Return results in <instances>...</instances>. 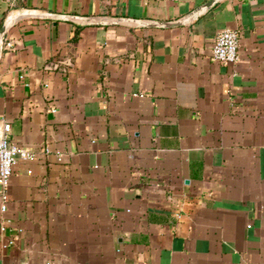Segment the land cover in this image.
Masks as SVG:
<instances>
[{"label": "crops", "instance_id": "1", "mask_svg": "<svg viewBox=\"0 0 264 264\" xmlns=\"http://www.w3.org/2000/svg\"><path fill=\"white\" fill-rule=\"evenodd\" d=\"M207 1H18L0 128L37 156L0 198V264H264V0L147 23Z\"/></svg>", "mask_w": 264, "mask_h": 264}, {"label": "built area", "instance_id": "2", "mask_svg": "<svg viewBox=\"0 0 264 264\" xmlns=\"http://www.w3.org/2000/svg\"><path fill=\"white\" fill-rule=\"evenodd\" d=\"M10 6V14L13 16V10L17 6L19 0H5ZM240 32L234 28H223L215 37L212 54L216 60L226 63H236L240 59L239 50ZM9 46H13V42H8ZM56 110V109H54ZM11 124L5 122L0 128V198L1 210L5 212L8 207L9 191L8 187L13 173L14 166L19 159H33L37 156V152L25 146L14 143L10 139ZM48 150V148H46ZM62 158L61 156L59 157ZM1 229L11 230L13 232H21L23 228L17 227L13 223L10 216H4L1 222ZM15 242V238H11L9 243Z\"/></svg>", "mask_w": 264, "mask_h": 264}, {"label": "water", "instance_id": "3", "mask_svg": "<svg viewBox=\"0 0 264 264\" xmlns=\"http://www.w3.org/2000/svg\"><path fill=\"white\" fill-rule=\"evenodd\" d=\"M216 0H209L207 1L206 3H204L203 5H201L198 9L190 12L189 14H186L185 16H183L182 18L180 19H177V20H173V21H161V20H153V21H149L147 23L149 24H154V25H161V26H172V25H177V24H180L182 22H184L185 20L191 18L192 16H194L199 10L211 5L212 3H214ZM49 15H54V14H49ZM15 19V16H7L6 20H5V23L1 29V32H0V50L3 48V44H4V41H5V35H6V32H7V28L10 26V24L14 21ZM134 20H138V19H134ZM140 21V20H139ZM143 21V20H141Z\"/></svg>", "mask_w": 264, "mask_h": 264}]
</instances>
